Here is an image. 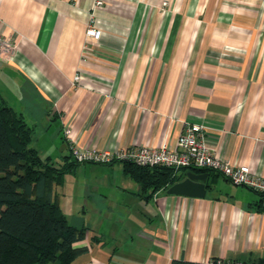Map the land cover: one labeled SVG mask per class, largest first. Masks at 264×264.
I'll list each match as a JSON object with an SVG mask.
<instances>
[{"label":"crops","instance_id":"0c3cea01","mask_svg":"<svg viewBox=\"0 0 264 264\" xmlns=\"http://www.w3.org/2000/svg\"><path fill=\"white\" fill-rule=\"evenodd\" d=\"M96 1L0 0V32L16 45L0 60V96L40 156L64 162L65 127L79 148L116 150L174 144L198 123L215 154L264 175V29L236 22L250 23V11L223 0ZM93 20L101 36L86 42ZM79 164L89 173L71 222L57 194L68 221L87 226L76 244L87 250L70 264L264 256V213L246 186L205 172L203 197H146L121 162Z\"/></svg>","mask_w":264,"mask_h":264},{"label":"trees","instance_id":"16d2710c","mask_svg":"<svg viewBox=\"0 0 264 264\" xmlns=\"http://www.w3.org/2000/svg\"><path fill=\"white\" fill-rule=\"evenodd\" d=\"M31 138L32 128L23 115L0 96V264H70L87 250L86 245H76L85 238L87 226L68 221L54 187L80 162L69 160L70 149L62 164L42 158L30 145ZM121 163L124 174L138 183L146 197L184 177V172L163 165ZM191 170L218 173L208 168ZM256 193L254 208L264 213V193ZM224 260L210 257L208 264H224ZM168 264L204 263L174 258ZM242 264H264V256Z\"/></svg>","mask_w":264,"mask_h":264},{"label":"built area","instance_id":"2783aa9c","mask_svg":"<svg viewBox=\"0 0 264 264\" xmlns=\"http://www.w3.org/2000/svg\"><path fill=\"white\" fill-rule=\"evenodd\" d=\"M100 3V0L96 1V5ZM85 34L86 42L97 41L100 38L101 30L94 20L88 23ZM15 52V43L0 32V60L11 59ZM80 77V73L74 74L72 83H78ZM63 133L70 144L72 156L79 162L107 164L116 161H129L138 165H163L175 170L208 168L223 175L232 184L246 186L256 192L264 193V175L255 172L248 164L233 163L215 154L206 142L203 126L198 123H187L174 144L164 143L160 146L133 144L116 150L79 148L70 136L69 127H65ZM203 263L208 264L209 261L206 260ZM224 264H242V261L226 259Z\"/></svg>","mask_w":264,"mask_h":264},{"label":"rangeland","instance_id":"374dc122","mask_svg":"<svg viewBox=\"0 0 264 264\" xmlns=\"http://www.w3.org/2000/svg\"><path fill=\"white\" fill-rule=\"evenodd\" d=\"M225 2L230 3L234 7H239L241 10L245 9L247 11H250L251 15V22L249 21H236L240 25H246L245 27H251L256 29H264V0H223ZM166 3V2H164ZM11 92H14L12 89H10ZM11 95L14 96L13 93ZM10 95V96H11ZM9 97V96H8ZM17 101H15L14 107L16 108ZM46 136V135H45ZM49 139L47 136L46 138L43 137L40 140V145H44V143H47V140ZM47 145V144H46ZM71 154V152H70ZM73 156L70 155V159ZM75 159V158H74ZM117 162V161H116ZM83 163V162H82ZM88 171H83L80 169V164L77 166V169H75L74 173H65L63 176V179L61 183L55 185V191L61 198L63 202H67L66 209L70 216V222L71 219L74 217L72 214L76 212V209L79 208L80 205V177L84 174H88ZM83 199V198H82ZM72 217V218H71Z\"/></svg>","mask_w":264,"mask_h":264},{"label":"water","instance_id":"95a60500","mask_svg":"<svg viewBox=\"0 0 264 264\" xmlns=\"http://www.w3.org/2000/svg\"><path fill=\"white\" fill-rule=\"evenodd\" d=\"M206 178L207 173L205 172L191 169L186 170L184 172V177L171 184L167 188V192L185 196L203 197L206 193Z\"/></svg>","mask_w":264,"mask_h":264}]
</instances>
